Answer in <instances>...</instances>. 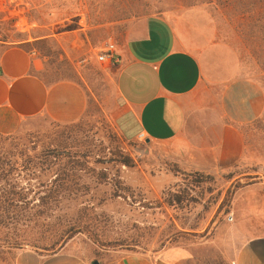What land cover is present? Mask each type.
<instances>
[{"label": "rangeland", "instance_id": "rangeland-1", "mask_svg": "<svg viewBox=\"0 0 264 264\" xmlns=\"http://www.w3.org/2000/svg\"><path fill=\"white\" fill-rule=\"evenodd\" d=\"M151 17L183 25L206 66L216 47L224 77L250 79L264 95V0H0V53L24 46L44 82L72 81L87 97L74 123L40 118L0 136V264L27 247L98 260L183 248L221 264L216 239L234 218L236 193L264 182V115L242 129V164L219 174L188 171L162 145L124 138L114 65L97 55Z\"/></svg>", "mask_w": 264, "mask_h": 264}, {"label": "crops", "instance_id": "crops-1", "mask_svg": "<svg viewBox=\"0 0 264 264\" xmlns=\"http://www.w3.org/2000/svg\"><path fill=\"white\" fill-rule=\"evenodd\" d=\"M180 23L151 17L115 45V125L126 139L158 143L188 171L219 174L242 164L243 127L264 115L258 85L241 77L225 78L227 66L195 52ZM41 61L22 45L0 53V136L30 127L40 118L66 125L85 113L87 97L72 81L46 83ZM243 199V200H242ZM237 201V203H236ZM234 218L216 239L221 264H264V182L242 187ZM239 203V205H238ZM204 255L166 248L156 256L128 252L111 260L91 259L68 247L46 252L17 249L13 264H205Z\"/></svg>", "mask_w": 264, "mask_h": 264}, {"label": "built area", "instance_id": "built-area-1", "mask_svg": "<svg viewBox=\"0 0 264 264\" xmlns=\"http://www.w3.org/2000/svg\"><path fill=\"white\" fill-rule=\"evenodd\" d=\"M116 47L114 44L110 43L106 47H104L99 54L97 55V60L99 63H116V55H115ZM138 139L145 140V136L140 134Z\"/></svg>", "mask_w": 264, "mask_h": 264}, {"label": "trees", "instance_id": "trees-1", "mask_svg": "<svg viewBox=\"0 0 264 264\" xmlns=\"http://www.w3.org/2000/svg\"><path fill=\"white\" fill-rule=\"evenodd\" d=\"M240 2L242 3H246L248 0H239ZM232 195H233V191L232 192H228V196L226 197L227 199V202H231V198H232Z\"/></svg>", "mask_w": 264, "mask_h": 264}, {"label": "water", "instance_id": "water-1", "mask_svg": "<svg viewBox=\"0 0 264 264\" xmlns=\"http://www.w3.org/2000/svg\"><path fill=\"white\" fill-rule=\"evenodd\" d=\"M94 264H97V262H95Z\"/></svg>", "mask_w": 264, "mask_h": 264}]
</instances>
